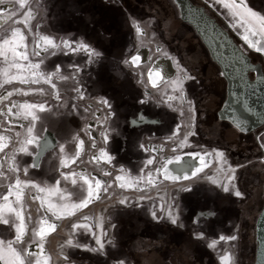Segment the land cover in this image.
<instances>
[{
	"label": "flooded vegetation",
	"instance_id": "obj_1",
	"mask_svg": "<svg viewBox=\"0 0 264 264\" xmlns=\"http://www.w3.org/2000/svg\"><path fill=\"white\" fill-rule=\"evenodd\" d=\"M190 1L204 7L241 46L250 61L260 64L264 74V53L257 51L259 46L249 47L205 0ZM60 2L64 17L39 21L37 29L33 26L35 34L3 27L5 23L0 22V51L23 37L26 47L18 50L27 55V61L16 59L10 52L0 55V89H4L0 90V123L3 120L9 125L5 132H0L5 144L0 151V205L17 181L30 185L23 188L21 203H16L14 195L9 201L24 215L23 240L17 238L20 222L15 214L3 213L7 223L0 222V244L13 243L23 254L25 264H37L40 250L49 264L53 262L52 253L56 264H147L146 254L152 250L160 255L162 264H173L172 248L167 246L164 250L161 245L150 248L146 244V240H164L161 234L166 229L170 231L165 239L171 245L187 242V256L191 253L193 258L182 264H193L195 246L203 253L206 264L211 261L228 264L227 249L214 258L205 242L209 239L218 244L230 242L235 252L243 250L240 214L250 213V205L245 208L243 204L247 198L253 199V189L249 190L247 183L253 184L255 180L242 178V170L224 188L222 184L216 187L193 180L196 169L202 165L201 155L195 153L194 147L199 144L206 149L215 144L224 166L234 164L237 150L221 146L219 139H223L229 127L238 138L235 144L245 142L254 148L258 146V133L264 124L242 133L228 121L218 119L216 112L225 99V81L217 67L218 83L210 78L205 83L204 70L197 76L195 67L188 69L184 76L165 69L155 83L159 89L164 84L171 85V90L165 93L153 89V82H142L141 72L136 69L138 73H135V67L129 66L134 48L131 29L128 24L123 28L129 15L145 23L147 15L137 4L131 5L129 0H100L105 9L98 16L94 12L98 10V0ZM243 2V6L246 4L264 17V0ZM51 8L49 2L44 4V10ZM151 21L146 23L148 30L152 29ZM7 29H12L14 36L5 35ZM152 31L161 36L160 31ZM45 37L56 47L46 45ZM64 41L73 48L67 50ZM80 44L99 52L100 56L89 57L88 52L80 49ZM175 47H170V51L178 61L180 54ZM74 60L77 81L66 94L64 86L69 85L66 74ZM248 75L251 78L253 73ZM19 88H26L27 95L23 96L28 98L16 97ZM3 92H11L14 97L3 100ZM177 94L182 97L179 107L186 108L184 114L177 112ZM206 95L213 96L217 106L214 120L203 113L202 121L210 125V133L218 140L198 134L196 103ZM101 100L108 101L109 106L105 107ZM26 106L32 108L35 119L27 116ZM40 107L45 110L39 111ZM28 140L32 143L27 144ZM80 142H83L82 148ZM21 147H27V152H21ZM64 161L69 162V167L64 166ZM85 164H92L96 169L86 173ZM188 180L192 182L171 187L166 192V183ZM89 183L94 192L91 199ZM96 183L101 187L95 189ZM52 190L55 192L50 195ZM115 194L114 203L100 214L98 226L92 204L112 199ZM85 202L87 206L83 207ZM86 208L89 210L81 213ZM164 214H177V222L173 224ZM45 222L54 226L55 231L41 240L38 233ZM61 227L62 233L57 231ZM97 230L102 239H108L102 248L94 242ZM195 233L203 238H196ZM51 238L57 241L50 242Z\"/></svg>",
	"mask_w": 264,
	"mask_h": 264
},
{
	"label": "rangeland",
	"instance_id": "obj_2",
	"mask_svg": "<svg viewBox=\"0 0 264 264\" xmlns=\"http://www.w3.org/2000/svg\"><path fill=\"white\" fill-rule=\"evenodd\" d=\"M60 1L61 0H0V22L5 23L2 24L3 27H16L18 30L24 32L25 34L32 35L33 26L37 29V25L39 26V21L47 19L48 17L54 20L64 17L65 13L61 9L63 5H61ZM129 1L131 5L137 4L139 7H141L147 15L145 16V23H141L139 20L130 15L123 23L125 26L123 28H127L126 24H128L131 29V38L134 46L132 57L134 58L136 56H139L141 58L136 65L131 64L130 61L129 66L135 67V73H138L136 69L141 72L142 82H150L146 75L148 68L152 67L157 62H163L166 67L165 69L167 71L173 70L177 76H184L188 69L195 67L197 72L195 75L197 76H199L198 72H202V70H204L203 77L205 79V83L207 82L206 78L215 80L216 83H218L219 80L217 79V77H215L217 71L216 65L208 57L206 50L200 43L197 36L194 34L192 28L188 24L183 23L178 19L176 11L174 10L172 3L169 0H139V2L137 3L135 2V0ZM47 2L52 5V8L49 10H44V4ZM213 2H215V0H213ZM236 2L239 3L238 1ZM96 3L99 4L97 5L98 10L94 12H97L99 14H96V16H102L101 12L105 9V6L100 2V0H98V2ZM217 4L219 5L220 10H218L219 8L217 6L215 8L220 13V15L225 18L230 28L240 37H243L245 34L249 35V39L255 44V47L259 46L261 51H263L264 53V35H261L259 33V27L257 26L254 29L256 35L246 33L245 27L240 25L239 19L237 17H234L230 11L225 9L223 7V4ZM244 5V7H247L246 4ZM71 11L73 12L74 9H72ZM74 18L76 17L74 16ZM149 19L152 20L151 28L153 30L155 29V31L161 32L160 37L157 36L158 34H155L152 29L148 30L146 23ZM137 25L139 26L137 27ZM140 28L143 29L142 32H140ZM40 30H42V28H40ZM12 33V29H7L5 35H9L10 37L13 35ZM33 33L35 34V31H33ZM41 37L43 41V36ZM31 39L32 37L30 38V43L32 44ZM35 43L36 39L34 38V45L36 47ZM173 46H176L174 49L178 48L177 50L180 54V59H178V61L177 58L174 57L175 54L170 51V47ZM72 48L67 47V50H71ZM71 63L72 64L68 67V71L66 74V82L69 85L64 86V93L66 94L69 93L68 88L70 87V85H74L77 81L75 60ZM158 87L159 86H155L152 88L158 90ZM166 87L167 85L165 86L164 84L162 86V89L159 90H161V92H164V89ZM25 90L26 88H19V91L17 92L18 95L15 96L20 100L28 98L23 96L27 95L26 93H24ZM155 92L157 91L155 90ZM10 93L3 92L2 99L4 100L8 97L10 98L11 96H13L10 95ZM216 101L217 100L213 96L206 95L200 103H196V108L199 111V120L197 121V130L199 131L198 134H205L208 138L212 137L213 140H218V138L215 136V134L210 133V125L208 126L204 123V121H202V114L206 113L207 118L210 116V120H214V111L217 106ZM181 102L182 97L177 94L175 97L176 109L184 114L186 108L181 109L179 107ZM0 119H2L1 114ZM210 122L211 121H209V123ZM6 126L9 125H7V123L2 120V122L0 123V132H5V130H7L5 128ZM233 139L234 141L232 142ZM237 139L238 138H236L235 132L229 127L225 131L223 139H219L222 142L221 146L231 150H237V155L234 156L236 158H234V161L232 162L234 164H227V166H224L223 162L219 160V152L214 146L215 144L213 145L211 143L210 148L206 149L200 148L198 146L199 144L195 145L194 151L195 153H199L201 155L199 160L203 161V164L199 167L200 171H196L195 177L193 179L196 181H204L210 183L216 187L219 184H222L224 188L226 184H228L230 180L236 176L238 170H242V178H248L249 180H252L253 178L255 180L253 184L251 183V181L247 183V188L249 190L253 189V199L249 197L245 201V204H243L245 208L246 205H250V213L240 214V216H243V225L241 226V236L243 238V243H245V247L243 248V250H241L240 252H235L230 242L218 244L210 239L207 241L205 240V243L209 247L211 255L214 258L217 255H222L227 249L229 251L230 257L228 264H251L255 246L253 223L254 218L261 207L264 197V127L258 133L259 143L258 146H255L254 148H249L245 142L235 144V140ZM93 169L96 168L92 164L84 165V171L86 173H89ZM166 185L167 193H169L168 191L171 189V187L179 188L180 186V184L173 183H166ZM116 197L117 194L113 196V198ZM164 216L168 217V220L170 222L173 219H175L177 222V214H164ZM57 231L62 233V227ZM169 231L170 230L164 229L163 233L161 234L162 238H166ZM194 236L196 238H203L200 233H195ZM165 238L161 241L146 240V244L148 245L147 247L152 248L154 246L157 247L161 245L165 250L167 246H169L173 250V258L171 259L173 264H182L183 262H188L193 258L191 256V253H188L187 256V242L184 241L179 242L178 244L171 245L170 242H167V239ZM55 241H57L55 238H51L50 240V242ZM148 254L149 253L146 254L147 264H162V258L160 257V255H158L157 252L155 253L152 250L151 254ZM193 255V264L207 263L204 259L205 257L203 253L199 251L197 246H195L194 248ZM51 256L53 261L52 264H56L55 256L53 255V253L51 254ZM236 259L239 261L238 263ZM209 264L216 263L211 261Z\"/></svg>",
	"mask_w": 264,
	"mask_h": 264
},
{
	"label": "water",
	"instance_id": "obj_3",
	"mask_svg": "<svg viewBox=\"0 0 264 264\" xmlns=\"http://www.w3.org/2000/svg\"><path fill=\"white\" fill-rule=\"evenodd\" d=\"M177 17L188 24L225 81V99L218 119L246 133L264 124V74L252 63L226 29L200 5L190 0H170ZM253 73L250 78L248 73ZM254 255L251 264H264V197L254 219Z\"/></svg>",
	"mask_w": 264,
	"mask_h": 264
},
{
	"label": "snow or ice",
	"instance_id": "obj_4",
	"mask_svg": "<svg viewBox=\"0 0 264 264\" xmlns=\"http://www.w3.org/2000/svg\"><path fill=\"white\" fill-rule=\"evenodd\" d=\"M216 3L219 4H223V7L225 9H227L228 11L231 12V14L234 17H237L240 21V25L245 27V32L246 33H251L252 35H256L255 32V28L258 26L259 27V33L261 35H264V17L257 15V13L251 11L250 9H248L247 7L243 6V0H240L239 3L236 2V0H215ZM24 38L23 37H19L16 40L12 41L10 44L5 45V50L4 51H0V55H6L9 52L11 53V55H13L16 59H19L21 61H27V55L25 53L20 52L18 49L21 47H26V45L23 43ZM243 40L246 44H248L249 47H255V44L249 39V35L245 34L243 36ZM44 43L46 45H50L52 47H56V45L54 44V42L51 39H48L47 37L44 38ZM64 45L66 47L72 48L71 43H69L68 41H64L63 42ZM80 49L84 50L86 52L89 53V57L95 55L96 57L100 56L99 52H95L94 50H89V47L85 44H80ZM77 49H75L76 51ZM257 51H261L260 48H257ZM140 57L136 56L131 60V63L136 65L138 64V62L140 61ZM31 68V66H29ZM21 70H23V65L20 66ZM152 82L153 85L155 86L156 80L161 78V73L156 72L154 74H151L149 77ZM83 99V97H81ZM100 103H102L103 105H105V107H108V101L106 100H101L99 101ZM45 109L43 107L39 108V111H44ZM25 111L27 113V116L35 119V114L32 110L31 107H27L25 108ZM4 138H0V151L4 150V146L5 144L3 143ZM32 140H28L27 144H31ZM80 148L83 147V142H80ZM21 152L26 153L27 152V147H21L20 149ZM102 156H106V153H102ZM64 166L65 167H69V162L68 161H64ZM75 161H72V164H74ZM149 163L151 164L152 161H149ZM201 163L203 164V161H201ZM197 172L200 171L199 168L196 169ZM165 176L168 175L167 172L164 173ZM67 178V177H66ZM149 182H151V180H149ZM87 183V181H86ZM30 185H22L19 181H17L14 184V188L8 190L9 191V195H4L3 196V201L4 203L2 205H0V222L2 223H7L6 219H3L2 214L3 213H14L17 220L20 222L16 228L17 231V238L18 240H23L25 233H26V225H25V218L24 215L21 211H16L13 208V205L11 203H9L10 199L12 198V195L15 196V201L17 204L21 203V201L23 200V188L24 187H29ZM123 186V185H121ZM34 187V186H31ZM101 187L99 183L95 184V189ZM88 189H89V198L91 199L94 195L93 192V185L92 184H88ZM228 189L225 188V191H227ZM39 191H43V190H39ZM53 192H55V190H52L49 194H53ZM237 196L240 195L239 192L236 193ZM121 203H123V201H121ZM87 206V202L84 203L83 207ZM173 224L176 223V220L173 219L171 221ZM55 231L54 226H49L46 222L45 224L41 227V230L38 233V236L40 237L41 240L45 239V237L47 235H50L52 232ZM221 239L223 240L224 237H221ZM229 239L234 240L235 237H230ZM69 243H71V241H69ZM99 243V241H98ZM214 246V245H212ZM101 247H103V245L101 244ZM0 262H2V264H25V261L23 259V254H21L14 246L13 243H9L7 246H4L3 244H0ZM37 264H49V261L47 258H45L43 256V251L40 250V258L37 260ZM225 264H227V261H225Z\"/></svg>",
	"mask_w": 264,
	"mask_h": 264
},
{
	"label": "crops",
	"instance_id": "obj_5",
	"mask_svg": "<svg viewBox=\"0 0 264 264\" xmlns=\"http://www.w3.org/2000/svg\"><path fill=\"white\" fill-rule=\"evenodd\" d=\"M206 2H208L211 6H213V8L216 10V12L220 15V13L217 11V9L215 8L216 6L219 8V5L216 3V2H213V0H205ZM218 10H220V8L218 9ZM224 20H225V18L222 16V15H220ZM226 21V20H225ZM227 22V21H226ZM165 64H163V62H157V63H155L152 67H150V68H148V70H147V72H146V75H147V78H148V80H150V82H152V80L149 78L150 77V75L151 74H154V73H156V72H161V73H163L164 71H165ZM171 88H172V86L171 85H167V87L164 89V92L163 93H165V91H169V90H171ZM162 104L164 105V106H167V103L166 102H162ZM178 107V106H177ZM182 109V108H181ZM177 112L179 113V114H182V112L181 111H179V110H177ZM194 180V179H193ZM189 182H192V180H188V181H182V182H177L176 184H180V186H183V185H185L186 183H189ZM179 186V187H180ZM156 190V189H155ZM130 195H135V196H137V193H130ZM114 200H115V198H112V199H109V200H106V201H100V202H97V203H94V204H92V209H93V213L94 214H96V223L98 224V226L100 225V221H101V217H100V214H104L105 213V211H106V209L109 207V206H111L113 203H114ZM89 209L88 208H86V209H84V210H82L81 211V213H85L86 211H88ZM99 228V227H98ZM97 228V229H98ZM106 240H108L107 238L104 240V239H102L101 238V236H100V231L99 230H97V233H96V235H95V237H94V242L98 245V247H100V248H102L101 247V244L104 242V241H106ZM98 241H99V243H98Z\"/></svg>",
	"mask_w": 264,
	"mask_h": 264
},
{
	"label": "trees",
	"instance_id": "obj_6",
	"mask_svg": "<svg viewBox=\"0 0 264 264\" xmlns=\"http://www.w3.org/2000/svg\"><path fill=\"white\" fill-rule=\"evenodd\" d=\"M170 1V0H169ZM135 2L137 3V2H139L138 0H135Z\"/></svg>",
	"mask_w": 264,
	"mask_h": 264
}]
</instances>
